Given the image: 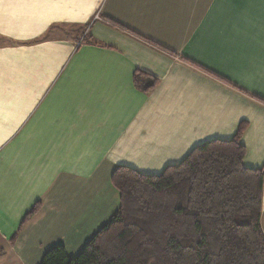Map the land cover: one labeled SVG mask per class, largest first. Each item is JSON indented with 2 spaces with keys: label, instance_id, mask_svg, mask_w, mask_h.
<instances>
[{
  "label": "crops",
  "instance_id": "0c3cea01",
  "mask_svg": "<svg viewBox=\"0 0 264 264\" xmlns=\"http://www.w3.org/2000/svg\"><path fill=\"white\" fill-rule=\"evenodd\" d=\"M242 122L264 168V0H0V264L76 256L118 166L161 174Z\"/></svg>",
  "mask_w": 264,
  "mask_h": 264
},
{
  "label": "trees",
  "instance_id": "16d2710c",
  "mask_svg": "<svg viewBox=\"0 0 264 264\" xmlns=\"http://www.w3.org/2000/svg\"><path fill=\"white\" fill-rule=\"evenodd\" d=\"M245 129L242 122L232 139L196 146L161 174L118 166L111 218L76 256L58 244L38 264H264V168L244 165ZM41 207L26 213L12 240Z\"/></svg>",
  "mask_w": 264,
  "mask_h": 264
},
{
  "label": "built area",
  "instance_id": "2783aa9c",
  "mask_svg": "<svg viewBox=\"0 0 264 264\" xmlns=\"http://www.w3.org/2000/svg\"><path fill=\"white\" fill-rule=\"evenodd\" d=\"M78 44H80V42Z\"/></svg>",
  "mask_w": 264,
  "mask_h": 264
}]
</instances>
